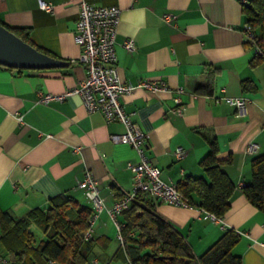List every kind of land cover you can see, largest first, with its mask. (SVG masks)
<instances>
[{"label": "crops", "instance_id": "1", "mask_svg": "<svg viewBox=\"0 0 264 264\" xmlns=\"http://www.w3.org/2000/svg\"><path fill=\"white\" fill-rule=\"evenodd\" d=\"M43 1L54 7L53 13L41 9L39 0H0V21L29 29L37 47L69 63L21 73L0 65V209L17 219L47 207L61 194L91 206L78 188L88 172L99 185L106 209L112 208L120 196L132 191L128 163L138 159L130 145L111 138L122 134L124 126L108 123L102 112H88L80 95L42 102L48 94L65 95L87 74L74 40L79 0ZM94 3L121 9L116 40L121 80L166 82V90L140 89L122 97L125 110L147 135L146 152L162 179L175 184L188 177L209 182L201 165L211 152L208 136L216 139L221 169L235 186L222 222L205 220L204 210L196 205L174 206L151 197L158 215L185 237L196 255L227 229H234L240 240L233 254L241 257L242 264H264V211L253 206L239 187L251 183L252 160L264 154V63L252 65L255 48L247 40L243 11L250 0ZM166 13L174 14L175 20L165 22ZM131 38L137 45L134 53L124 47ZM209 80L212 92L197 93L196 88ZM245 81L251 82L250 88H244ZM178 88L184 93L177 94ZM240 97L246 101L243 117L227 101ZM251 142L259 146L255 155L247 154ZM179 147L186 153L182 159L175 155ZM192 197L199 203L196 194ZM117 230L104 211L94 226L95 245L88 264H122L115 256L121 246Z\"/></svg>", "mask_w": 264, "mask_h": 264}, {"label": "trees", "instance_id": "2", "mask_svg": "<svg viewBox=\"0 0 264 264\" xmlns=\"http://www.w3.org/2000/svg\"><path fill=\"white\" fill-rule=\"evenodd\" d=\"M243 11L261 51V54L255 53L252 60V65L256 66L264 63V0H250L249 4H244ZM0 24L38 50L58 58L37 47L29 29L12 27L3 21ZM250 83L245 81L244 88H250ZM196 92L210 94L211 80L200 84ZM206 138L211 152L201 165L209 182L204 178L188 177L176 185L189 204L222 218L230 209L235 186L221 169L216 139ZM251 166V183L243 187V193L253 206L264 211V154L255 156ZM194 194L199 197V203L193 201ZM150 198L138 194L121 213L119 233L122 244L116 257L128 264H242L241 257L233 254V248L240 240L236 230L227 229L203 254L196 255L185 237L158 215ZM92 215L91 206L68 194L51 198L47 207L35 208L20 219L0 209V246L3 250L0 264H88L95 245L94 238H86Z\"/></svg>", "mask_w": 264, "mask_h": 264}, {"label": "built area", "instance_id": "3", "mask_svg": "<svg viewBox=\"0 0 264 264\" xmlns=\"http://www.w3.org/2000/svg\"><path fill=\"white\" fill-rule=\"evenodd\" d=\"M97 0H79L80 11L74 32V40L81 48L79 62L86 69V77L79 86L69 90L62 96L45 95L42 102L48 103L51 100L64 99L70 94L81 96L83 105L88 112H102L108 123L118 122L124 126L122 134L113 135L111 138L115 143L130 145L137 154V161L128 163V168L133 173V189L131 192L118 199L112 208L106 209L104 199L100 196L99 185L92 173L88 172L83 180L78 181V188L85 193L87 200L91 203L93 215L90 227L86 234L87 239L94 238V226L100 215L107 211L113 219L120 232L119 217L126 210L138 194L155 198L161 202L182 207L192 206L184 200L175 183H167L161 177V170L152 162L146 152L147 135L140 129L133 120V114L125 110L122 97L133 94L143 89L149 92H159L167 89L165 81H154L142 79L133 84L123 82L119 75L116 55V40L120 24L121 9L118 6L96 5ZM41 9L53 13L54 7L51 4L39 0ZM176 16L171 13L163 15L165 22L174 21ZM247 40L255 48V53L261 54L256 46V35L250 25L245 26ZM124 47L131 53L137 50L135 39H128ZM75 62V60H72ZM177 94L184 93L183 88L176 89ZM176 102L180 103L177 96ZM228 103L237 108L238 116L243 117L246 111L244 98H227ZM181 110V108L179 109ZM22 121V117L19 118ZM259 146L251 142L247 148V154L258 153ZM178 159L185 157L186 153L182 147L175 150ZM239 187L243 188L241 183ZM205 220L222 222L223 219L204 210ZM122 244V238L119 233ZM97 264V261H92Z\"/></svg>", "mask_w": 264, "mask_h": 264}, {"label": "water", "instance_id": "4", "mask_svg": "<svg viewBox=\"0 0 264 264\" xmlns=\"http://www.w3.org/2000/svg\"><path fill=\"white\" fill-rule=\"evenodd\" d=\"M0 65L17 70H44L64 68L69 63L38 50L0 24Z\"/></svg>", "mask_w": 264, "mask_h": 264}, {"label": "rangeland", "instance_id": "5", "mask_svg": "<svg viewBox=\"0 0 264 264\" xmlns=\"http://www.w3.org/2000/svg\"><path fill=\"white\" fill-rule=\"evenodd\" d=\"M118 231V230H117ZM115 235H116V232H115ZM3 250H2V248H1V246H0V252H2ZM117 261V260H116ZM119 261L122 263V264H128V262H125L124 261V259H119Z\"/></svg>", "mask_w": 264, "mask_h": 264}]
</instances>
